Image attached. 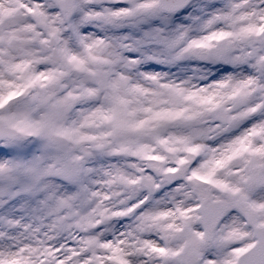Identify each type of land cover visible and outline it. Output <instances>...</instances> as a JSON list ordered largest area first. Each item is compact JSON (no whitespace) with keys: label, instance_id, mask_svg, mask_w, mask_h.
<instances>
[{"label":"snow or ice","instance_id":"1","mask_svg":"<svg viewBox=\"0 0 264 264\" xmlns=\"http://www.w3.org/2000/svg\"><path fill=\"white\" fill-rule=\"evenodd\" d=\"M0 264H264V0H0Z\"/></svg>","mask_w":264,"mask_h":264}]
</instances>
